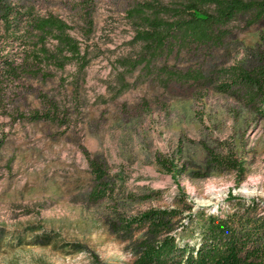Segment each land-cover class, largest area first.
Returning <instances> with one entry per match:
<instances>
[{
	"label": "rangeland",
	"instance_id": "374dc122",
	"mask_svg": "<svg viewBox=\"0 0 264 264\" xmlns=\"http://www.w3.org/2000/svg\"><path fill=\"white\" fill-rule=\"evenodd\" d=\"M151 1L0 0V264H134L142 235L117 232L120 218L183 201L211 214L255 201L264 214V103L219 89L224 70L264 68V19L238 17L208 47L155 53L134 40L139 23L128 16ZM6 6L63 21L85 65L9 75L39 35L29 16L7 28ZM45 45L55 52L58 41ZM89 156L107 166L106 198L92 197ZM159 158L185 173H168ZM212 158H234L245 175L208 169Z\"/></svg>",
	"mask_w": 264,
	"mask_h": 264
},
{
	"label": "trees",
	"instance_id": "16d2710c",
	"mask_svg": "<svg viewBox=\"0 0 264 264\" xmlns=\"http://www.w3.org/2000/svg\"><path fill=\"white\" fill-rule=\"evenodd\" d=\"M2 13L1 19L7 28L18 29L23 18L29 16L26 22L29 32L39 35L35 37L33 55L28 61L16 68L8 64L12 77L18 71H30L42 63L55 65L58 69H64L70 61L81 67L85 65L86 57L68 36L70 28L63 21L25 15L8 6ZM246 15L258 21L264 19V0H181L170 7L163 6L160 0H153L138 4L128 13L131 20L139 23L134 40L143 42L155 53L173 51L177 47H208L223 39L228 24ZM49 38L58 41L55 52L46 48ZM143 63L140 59L124 64L134 69ZM167 75L184 79V75L174 72ZM222 76L225 78L219 88L222 92H230L234 87L243 88L252 103H264V68L247 71L236 66L224 70ZM256 111L264 113L262 109ZM33 117L38 119L40 115ZM89 158L98 184L92 197L106 198L111 191L107 166L97 157ZM158 163L176 177L186 171L166 158H159ZM208 169L236 172L240 178L246 171L244 164L234 158H212ZM232 199L235 200L233 196ZM257 207L255 201L246 204L238 200L232 212L211 214L204 209L193 211V206L183 201L182 208H151L121 217L115 227L117 232L125 235L141 233L135 245L134 264H264V214L258 213Z\"/></svg>",
	"mask_w": 264,
	"mask_h": 264
}]
</instances>
